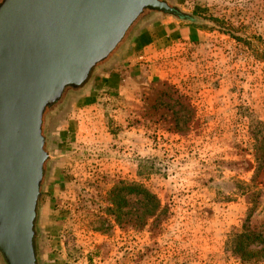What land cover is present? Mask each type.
I'll return each instance as SVG.
<instances>
[{
	"label": "rangeland",
	"instance_id": "374dc122",
	"mask_svg": "<svg viewBox=\"0 0 264 264\" xmlns=\"http://www.w3.org/2000/svg\"><path fill=\"white\" fill-rule=\"evenodd\" d=\"M162 1L198 42L180 39L131 97L92 110L77 144L79 88L44 115L36 264H241L233 235L264 232V0ZM128 184L158 200L151 215L141 194L115 198Z\"/></svg>",
	"mask_w": 264,
	"mask_h": 264
},
{
	"label": "water",
	"instance_id": "95a60500",
	"mask_svg": "<svg viewBox=\"0 0 264 264\" xmlns=\"http://www.w3.org/2000/svg\"><path fill=\"white\" fill-rule=\"evenodd\" d=\"M145 10L184 17L162 0L0 2V254L6 264H36L33 223L49 157L45 110L66 89L80 88Z\"/></svg>",
	"mask_w": 264,
	"mask_h": 264
},
{
	"label": "crops",
	"instance_id": "0c3cea01",
	"mask_svg": "<svg viewBox=\"0 0 264 264\" xmlns=\"http://www.w3.org/2000/svg\"><path fill=\"white\" fill-rule=\"evenodd\" d=\"M185 24L173 19L172 15L162 16L158 12L134 23L111 57L96 68L95 76L74 91L75 109L79 114L75 117V113L73 117L76 125L73 127L76 132L72 130L75 144L79 142L78 129L84 124L94 123L96 113L91 114L92 110L108 108V102H113L117 96L131 97L147 80L156 76L153 71L156 60L180 39L192 43L200 40V32ZM59 148L65 152L62 156L68 154L66 144H61ZM51 211L48 210L47 216Z\"/></svg>",
	"mask_w": 264,
	"mask_h": 264
},
{
	"label": "trees",
	"instance_id": "16d2710c",
	"mask_svg": "<svg viewBox=\"0 0 264 264\" xmlns=\"http://www.w3.org/2000/svg\"><path fill=\"white\" fill-rule=\"evenodd\" d=\"M183 16H184L183 18H179V19H186L189 21H193L191 20L190 17L185 18V15ZM48 109L45 110L44 115ZM44 115L42 119V125H43ZM259 167H261V164L258 165V168ZM115 192H116L115 198H117L118 195L123 192H126L127 194H137V195L141 194L146 199L147 201L146 203H148V206L152 207V209H148L146 211L148 215H151L154 212V210L159 206L158 200L153 195H151L146 189L134 184L123 185V187L121 188L119 187H117L116 189L114 188L113 193ZM114 203H116L119 208V201H114ZM231 244H232L231 249L241 264H259V262L262 259H264L263 231L257 232L247 227L245 224H243L241 231L233 235V240ZM250 246H254V248L256 249H251Z\"/></svg>",
	"mask_w": 264,
	"mask_h": 264
}]
</instances>
